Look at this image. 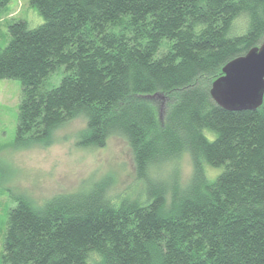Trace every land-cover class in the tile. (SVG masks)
Masks as SVG:
<instances>
[{
	"label": "trees",
	"instance_id": "trees-1",
	"mask_svg": "<svg viewBox=\"0 0 264 264\" xmlns=\"http://www.w3.org/2000/svg\"><path fill=\"white\" fill-rule=\"evenodd\" d=\"M30 2L44 21H12L0 48V80L22 84L16 145L83 113L78 144L124 136L146 187L119 200L108 181L39 205L15 196L2 264H264V101L228 110L210 94L228 61L264 41V0ZM185 151L194 176L167 205L149 167Z\"/></svg>",
	"mask_w": 264,
	"mask_h": 264
},
{
	"label": "rangeland",
	"instance_id": "rangeland-1",
	"mask_svg": "<svg viewBox=\"0 0 264 264\" xmlns=\"http://www.w3.org/2000/svg\"><path fill=\"white\" fill-rule=\"evenodd\" d=\"M27 21L37 27L44 17L30 0H0V48L9 41L12 21ZM59 80V78H58ZM22 84L19 79L0 80V264L9 210L15 206V196L28 197L37 205L59 195L89 190L95 183L108 181V195L113 200L141 196L146 182L137 174L134 152L129 141L120 134L109 136L104 147L80 146L79 134L87 126L85 114H79L57 127L46 142L26 147L16 145L19 104ZM163 118L167 108L164 94H156ZM214 132L209 133L213 138ZM210 178L218 170L206 167ZM195 172L189 151L178 158L151 164V183L167 188V205L173 200L174 187L187 190Z\"/></svg>",
	"mask_w": 264,
	"mask_h": 264
},
{
	"label": "water",
	"instance_id": "water-1",
	"mask_svg": "<svg viewBox=\"0 0 264 264\" xmlns=\"http://www.w3.org/2000/svg\"><path fill=\"white\" fill-rule=\"evenodd\" d=\"M210 94L228 110L258 109L264 101V41L228 61Z\"/></svg>",
	"mask_w": 264,
	"mask_h": 264
}]
</instances>
